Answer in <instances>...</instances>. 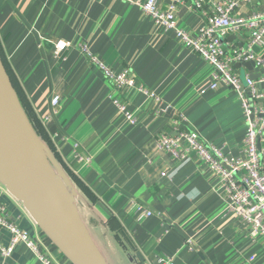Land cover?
<instances>
[{
	"label": "crops",
	"instance_id": "obj_1",
	"mask_svg": "<svg viewBox=\"0 0 264 264\" xmlns=\"http://www.w3.org/2000/svg\"><path fill=\"white\" fill-rule=\"evenodd\" d=\"M159 3L167 8V0ZM261 11L264 0H246L237 14ZM176 19L192 33L204 22L189 2L179 6ZM226 40L243 45L246 37L229 34ZM0 44L37 132L72 180L82 217L111 264H160L161 256L175 264H264V238L228 210V192L212 167L195 152L181 162L157 145L160 131L183 116L187 128L232 155L241 154L246 134L238 93L226 85L209 88L212 64L174 30L126 0H0ZM83 46L118 72L129 68L148 92L117 89ZM236 69L242 77L264 76L256 65L254 71L245 63ZM56 95L60 102L53 106ZM0 199L10 221L55 261L69 263L1 182ZM138 205L153 215L140 218ZM10 239L0 226V241ZM0 264L44 263L20 243L11 256L0 254Z\"/></svg>",
	"mask_w": 264,
	"mask_h": 264
},
{
	"label": "built area",
	"instance_id": "obj_2",
	"mask_svg": "<svg viewBox=\"0 0 264 264\" xmlns=\"http://www.w3.org/2000/svg\"><path fill=\"white\" fill-rule=\"evenodd\" d=\"M141 6L143 11L157 23L172 29L179 40L193 52L203 56L213 66L214 72L209 88L217 89L221 85L233 88L239 95L246 124L244 147L239 155L226 153L224 146L215 142H206L194 129L185 126L186 117L173 128H163L157 139L160 149L171 152L174 157L185 162L192 153L200 158L218 174L221 184L229 195L228 210L251 233L264 238V76L257 78L242 77L237 64L243 65L254 61L264 69V11L249 15H238L239 6L246 0H167V8L160 6L159 0H126ZM189 2L192 9L204 16V22L198 33H192L178 25L176 14L179 6ZM241 33L246 37L243 45H231L227 40L229 34ZM91 64L98 67L113 80L117 89L126 86L138 87L148 92L137 80L129 68L116 71L101 58L83 46ZM60 102V96L52 99L53 106ZM116 106L128 120L135 122L133 112L121 99H114ZM167 175V172H162ZM139 217L151 216L153 211L137 206ZM0 226L11 233L8 244L0 241V254L11 256L18 244H26L44 264H63L54 260L49 251H44L39 243L22 228L7 217L6 206L0 199ZM160 264H175L172 258L161 256ZM68 264H72L70 261Z\"/></svg>",
	"mask_w": 264,
	"mask_h": 264
},
{
	"label": "water",
	"instance_id": "obj_3",
	"mask_svg": "<svg viewBox=\"0 0 264 264\" xmlns=\"http://www.w3.org/2000/svg\"><path fill=\"white\" fill-rule=\"evenodd\" d=\"M245 65L254 71V61ZM0 182L72 264H111L82 217L72 180L28 116L1 53Z\"/></svg>",
	"mask_w": 264,
	"mask_h": 264
},
{
	"label": "trees",
	"instance_id": "obj_4",
	"mask_svg": "<svg viewBox=\"0 0 264 264\" xmlns=\"http://www.w3.org/2000/svg\"><path fill=\"white\" fill-rule=\"evenodd\" d=\"M0 53H1V56L3 58L4 64H5V66H6L7 70H8V73L10 74V77H11V79L13 81V84H14V86H15L18 94H19L20 100H21L24 108L26 109V111H27L28 115L30 116V118H31L34 126L36 127V129L39 132H41L40 126L38 125V122H37V120H36V118L34 116V113L32 111V107H31V105L29 103V100L27 99V97H26L21 85L19 84V82H18V80L16 78V75H15V72H14V70L12 69V67H11V65L9 63L8 58L6 57L1 44H0ZM112 222H113V220H112ZM113 227L115 228V226H113ZM62 256L65 257L63 254H62Z\"/></svg>",
	"mask_w": 264,
	"mask_h": 264
},
{
	"label": "rangeland",
	"instance_id": "obj_5",
	"mask_svg": "<svg viewBox=\"0 0 264 264\" xmlns=\"http://www.w3.org/2000/svg\"><path fill=\"white\" fill-rule=\"evenodd\" d=\"M244 78V77H243ZM69 261V260H68Z\"/></svg>",
	"mask_w": 264,
	"mask_h": 264
}]
</instances>
